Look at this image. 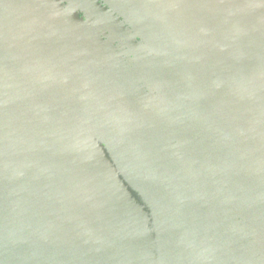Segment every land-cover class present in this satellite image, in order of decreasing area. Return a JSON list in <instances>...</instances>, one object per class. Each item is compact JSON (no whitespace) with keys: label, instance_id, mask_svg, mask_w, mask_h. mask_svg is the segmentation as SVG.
Listing matches in <instances>:
<instances>
[{"label":"water","instance_id":"1","mask_svg":"<svg viewBox=\"0 0 264 264\" xmlns=\"http://www.w3.org/2000/svg\"><path fill=\"white\" fill-rule=\"evenodd\" d=\"M0 264H264V0H0Z\"/></svg>","mask_w":264,"mask_h":264},{"label":"rangeland","instance_id":"2","mask_svg":"<svg viewBox=\"0 0 264 264\" xmlns=\"http://www.w3.org/2000/svg\"><path fill=\"white\" fill-rule=\"evenodd\" d=\"M107 47H108V45H107ZM149 62H151V58H150ZM134 86L138 89V91L139 90L141 91L140 86H138V81H135L134 82ZM118 89H119V95H120L119 97L121 99L122 98H124V99L127 98L128 95L126 97L123 96V95H126L127 94V91H130L132 93V95L136 94L135 89H134V87H133V85L131 83V79H127L124 83H120ZM136 100L138 101V98H136ZM122 101H123V99H122Z\"/></svg>","mask_w":264,"mask_h":264},{"label":"flooded vegetation","instance_id":"3","mask_svg":"<svg viewBox=\"0 0 264 264\" xmlns=\"http://www.w3.org/2000/svg\"><path fill=\"white\" fill-rule=\"evenodd\" d=\"M81 15H83V13L81 12Z\"/></svg>","mask_w":264,"mask_h":264}]
</instances>
